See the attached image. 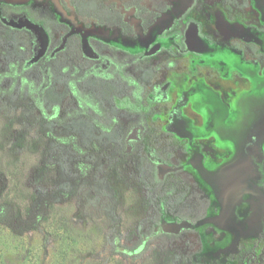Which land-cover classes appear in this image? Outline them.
I'll use <instances>...</instances> for the list:
<instances>
[{"label": "rangeland", "instance_id": "374dc122", "mask_svg": "<svg viewBox=\"0 0 264 264\" xmlns=\"http://www.w3.org/2000/svg\"><path fill=\"white\" fill-rule=\"evenodd\" d=\"M263 11L0 0V203L36 223L0 225V264H264L258 199L223 230L253 193L224 171L246 134L218 93L243 76L236 58L264 65ZM42 194L57 200L37 222Z\"/></svg>", "mask_w": 264, "mask_h": 264}, {"label": "flooded vegetation", "instance_id": "af4514ba", "mask_svg": "<svg viewBox=\"0 0 264 264\" xmlns=\"http://www.w3.org/2000/svg\"><path fill=\"white\" fill-rule=\"evenodd\" d=\"M257 1L260 0H250L255 6L258 5ZM192 92H194V90H192ZM219 95L222 97V102H224V97L227 96L224 93H220ZM259 123L260 121L258 119L251 118L244 121L243 134H246V137H240L238 140L237 157L231 165L225 167L224 171H226L229 177L233 178L232 180L239 184L244 183L249 185L251 188V192L249 193L253 194L248 197L242 196L240 199L236 198V200H234V212L231 213L232 216L229 215L230 222L228 220L223 230L234 232V228L237 229V227H244V224L247 225L246 222H248V219L243 218L245 215L243 216V212L241 211H245L246 209L251 211L253 206H255L254 203H256L258 199L260 216L257 220H259L258 225L260 226L257 232L259 233V237L264 240V144L262 145L263 133H260L258 129L260 128ZM254 193L256 195H254ZM207 201L208 205H210V201ZM257 220L252 218L249 220V223H255Z\"/></svg>", "mask_w": 264, "mask_h": 264}, {"label": "crops", "instance_id": "0c3cea01", "mask_svg": "<svg viewBox=\"0 0 264 264\" xmlns=\"http://www.w3.org/2000/svg\"><path fill=\"white\" fill-rule=\"evenodd\" d=\"M257 4L259 6H264V0H260L257 1ZM264 16V11L261 12ZM249 31V30H248ZM264 37V35H260V37ZM256 40V38H255ZM259 43V42H258ZM262 42L259 43V46L261 47L260 49V53H262V55H264V48H262ZM264 45V44H263ZM212 55H214V53H210ZM236 60L240 61V64L243 65V76L240 79H237L235 77H233L235 74V72L238 70L236 68H233V74H230L229 77H226V79L224 80L225 82H227L229 88L225 89L224 86H221L222 89H219L218 92H224V94L227 97H224V101H226V103H228L229 106V110H233L236 109L237 111V120L235 123H233L232 126H230L229 128L236 126V127H240V125H238V123L240 121H244L248 120V118L251 119H259L261 117H264V98L260 97L255 99L256 101H254V99L252 98V93H254L252 90L254 88H256V86L258 85L259 81L262 82L264 84V65L260 64L256 61H252L250 59H248L247 57L243 58H236ZM232 70V68H231ZM252 72L254 73V75L252 74ZM263 80V81H262ZM223 85V84H220ZM222 90V91H221ZM222 92V93H223ZM233 97V101H229V98ZM245 98H247L246 101H243ZM237 102V103H236ZM240 114L242 116H240ZM261 121V120H260ZM241 123V122H240ZM261 123V125H260ZM259 126V132L263 133L264 136V122H260ZM237 131V129H236ZM264 144V140H262V145Z\"/></svg>", "mask_w": 264, "mask_h": 264}, {"label": "trees", "instance_id": "16d2710c", "mask_svg": "<svg viewBox=\"0 0 264 264\" xmlns=\"http://www.w3.org/2000/svg\"><path fill=\"white\" fill-rule=\"evenodd\" d=\"M33 205L29 208L27 217H31V213L35 215L37 222L39 217L43 216V211L49 207L53 202L57 200L55 196L49 194H42L34 198ZM13 202L10 200L2 201L0 203V225L8 226L15 233H21L24 227L30 229L35 228V222H28L29 220L24 219L22 214L17 213V210L13 206ZM34 221V220H33Z\"/></svg>", "mask_w": 264, "mask_h": 264}]
</instances>
